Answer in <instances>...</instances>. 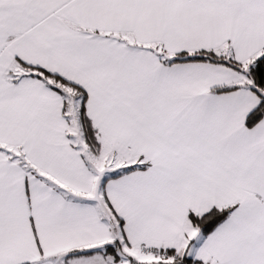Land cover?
Wrapping results in <instances>:
<instances>
[{"label": "snow or ice", "instance_id": "snow-or-ice-1", "mask_svg": "<svg viewBox=\"0 0 264 264\" xmlns=\"http://www.w3.org/2000/svg\"><path fill=\"white\" fill-rule=\"evenodd\" d=\"M0 264H264V0H0Z\"/></svg>", "mask_w": 264, "mask_h": 264}]
</instances>
